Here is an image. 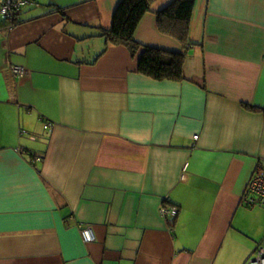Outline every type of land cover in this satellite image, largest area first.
<instances>
[{
	"label": "crops",
	"instance_id": "obj_1",
	"mask_svg": "<svg viewBox=\"0 0 264 264\" xmlns=\"http://www.w3.org/2000/svg\"><path fill=\"white\" fill-rule=\"evenodd\" d=\"M121 1L30 0L13 27L0 17V264L245 259L234 219L264 171V0H195L184 46L157 26L174 0L151 2L134 39L184 51L177 82L106 43Z\"/></svg>",
	"mask_w": 264,
	"mask_h": 264
},
{
	"label": "trees",
	"instance_id": "obj_2",
	"mask_svg": "<svg viewBox=\"0 0 264 264\" xmlns=\"http://www.w3.org/2000/svg\"><path fill=\"white\" fill-rule=\"evenodd\" d=\"M155 0H122L114 13L111 30L102 36L109 45H122L134 54L140 50L137 72L156 81L183 80L184 51H167L141 46L134 39V33L149 12ZM195 0H174L157 14L158 29L173 36L183 46L188 42L189 21Z\"/></svg>",
	"mask_w": 264,
	"mask_h": 264
},
{
	"label": "built area",
	"instance_id": "obj_3",
	"mask_svg": "<svg viewBox=\"0 0 264 264\" xmlns=\"http://www.w3.org/2000/svg\"><path fill=\"white\" fill-rule=\"evenodd\" d=\"M30 3V0H0V17L10 27L16 25L19 21V14L21 10ZM11 73L13 75H24L25 70L21 67L12 66ZM46 128H49L47 125ZM197 139V136L194 137ZM41 159L37 158L35 161L39 162ZM241 203L246 207L258 206L264 209V171L257 167L241 196ZM159 214L163 218L175 219L178 215V209L175 207L162 206L159 209ZM80 235L85 244L95 242V234L91 226H84L80 228ZM247 264H264V236L260 245L255 251V257L248 261Z\"/></svg>",
	"mask_w": 264,
	"mask_h": 264
},
{
	"label": "rangeland",
	"instance_id": "obj_4",
	"mask_svg": "<svg viewBox=\"0 0 264 264\" xmlns=\"http://www.w3.org/2000/svg\"><path fill=\"white\" fill-rule=\"evenodd\" d=\"M254 211V212H252ZM261 211V212H259ZM264 218V209L260 208L258 206L255 207H246L245 205L241 204V211L237 213L234 219V229L237 227L240 228L239 232H234L235 235H241V236H235V243L239 244L240 247H242L240 250L243 251L245 259L242 264H247L248 261L252 260L255 257V251L257 247L260 245V243L263 240L264 231L261 235V237L258 236V234H255V237L249 234H243L244 231H248L253 228H257L260 223V220ZM259 237V239L257 238ZM239 250V251H240ZM223 254V250L220 252V257L216 261V264L219 263V261L222 259L221 255ZM247 257V258H246ZM240 262V257L237 259H233L232 264H238Z\"/></svg>",
	"mask_w": 264,
	"mask_h": 264
},
{
	"label": "bare ground",
	"instance_id": "obj_5",
	"mask_svg": "<svg viewBox=\"0 0 264 264\" xmlns=\"http://www.w3.org/2000/svg\"><path fill=\"white\" fill-rule=\"evenodd\" d=\"M242 204V203H241Z\"/></svg>",
	"mask_w": 264,
	"mask_h": 264
}]
</instances>
